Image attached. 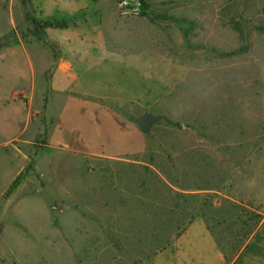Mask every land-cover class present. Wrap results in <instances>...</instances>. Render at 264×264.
<instances>
[{"label":"rangeland","instance_id":"rangeland-1","mask_svg":"<svg viewBox=\"0 0 264 264\" xmlns=\"http://www.w3.org/2000/svg\"><path fill=\"white\" fill-rule=\"evenodd\" d=\"M25 1L0 0V49L22 40L61 52ZM31 1L38 21L64 19ZM82 1L73 22L93 44L109 52L119 35L146 55L147 71L118 83L109 68L116 87L104 93L139 125L152 118L147 152L114 161L40 154L42 139L0 144V264H151L197 218L224 229L239 216L244 237L264 217V0H145L144 15Z\"/></svg>","mask_w":264,"mask_h":264},{"label":"crops","instance_id":"crops-1","mask_svg":"<svg viewBox=\"0 0 264 264\" xmlns=\"http://www.w3.org/2000/svg\"><path fill=\"white\" fill-rule=\"evenodd\" d=\"M49 2L50 16L69 23L57 29L61 52L22 40L0 49V144L21 140L35 145L45 135L40 154L57 150L129 161L146 153L147 133L104 93L116 87L108 80L109 68L118 83L124 74L146 72V55L126 49L119 35L109 36L115 43L109 52L93 44V36L85 33L86 22H73L86 6L82 0ZM55 8L63 9L64 16L53 13ZM236 218L232 225L228 217L221 218L224 229L195 219L175 245L155 254L151 264H264V217L244 237L233 229Z\"/></svg>","mask_w":264,"mask_h":264},{"label":"trees","instance_id":"trees-1","mask_svg":"<svg viewBox=\"0 0 264 264\" xmlns=\"http://www.w3.org/2000/svg\"><path fill=\"white\" fill-rule=\"evenodd\" d=\"M24 6H25V10H26L27 15L29 16V18L31 20H34L36 22V26H37V28L39 30H40V28H43V27H50L52 29H63V28H67L68 25H69L68 21L64 20V19H48V20H45L44 22L38 21L37 17H35V15H34V11L35 10L33 8L32 1L31 0L25 1ZM145 7H146V2H145ZM142 14L144 15L145 13L143 12ZM39 25H40V27H39ZM40 139H42V143H44L45 142V135H43L42 137L38 138V140H40ZM146 170H148V168H146ZM20 176H21V174L12 182V184L10 185V187H9L7 193H6V196L10 195L11 192L18 186V184L20 182ZM185 230H186V228L184 229V231ZM166 247H168V246H166ZM166 247H163V248L159 249L158 251H156L153 254V257L160 250H162V249H164Z\"/></svg>","mask_w":264,"mask_h":264},{"label":"built area","instance_id":"built-area-1","mask_svg":"<svg viewBox=\"0 0 264 264\" xmlns=\"http://www.w3.org/2000/svg\"><path fill=\"white\" fill-rule=\"evenodd\" d=\"M122 15H138L145 10V0H117Z\"/></svg>","mask_w":264,"mask_h":264},{"label":"water","instance_id":"water-1","mask_svg":"<svg viewBox=\"0 0 264 264\" xmlns=\"http://www.w3.org/2000/svg\"><path fill=\"white\" fill-rule=\"evenodd\" d=\"M152 121V118L148 115H144L140 119V125L143 130H146L149 127L150 122Z\"/></svg>","mask_w":264,"mask_h":264}]
</instances>
